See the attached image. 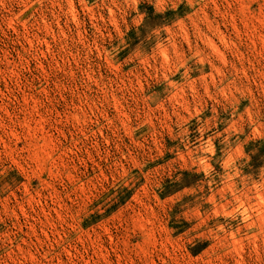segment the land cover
<instances>
[{"label":"rangeland","instance_id":"obj_1","mask_svg":"<svg viewBox=\"0 0 264 264\" xmlns=\"http://www.w3.org/2000/svg\"><path fill=\"white\" fill-rule=\"evenodd\" d=\"M0 264H264V0H0Z\"/></svg>","mask_w":264,"mask_h":264}]
</instances>
